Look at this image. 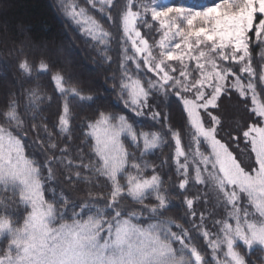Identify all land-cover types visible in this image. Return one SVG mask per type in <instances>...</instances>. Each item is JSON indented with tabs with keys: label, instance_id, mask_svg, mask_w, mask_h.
Returning <instances> with one entry per match:
<instances>
[{
	"label": "snow or ice",
	"instance_id": "6c2138e0",
	"mask_svg": "<svg viewBox=\"0 0 264 264\" xmlns=\"http://www.w3.org/2000/svg\"><path fill=\"white\" fill-rule=\"evenodd\" d=\"M85 3L113 20L107 9L114 0ZM61 7L76 23L88 25L86 34L105 46L101 54L111 61L107 54L110 33L102 24L76 0H61ZM149 13L151 21L158 22V43L155 39L149 43L154 30L147 19ZM121 25V59L113 87L126 109L137 117L147 116L158 127L138 132L126 114L98 111L80 137L78 162L70 158L67 141L57 155L51 132H47L48 151L41 145L44 155L38 160L26 154L36 144L26 142L25 137L29 126L35 127L26 117L39 108V85L27 90V103L20 98L23 92L11 95L0 106V240L5 245L0 249V264H192L186 251L195 264H209L192 243V232L204 238L214 257L226 246L230 260L223 264H248L238 242L249 250L254 245L264 247V103L257 100L251 53V47L258 45L264 65V0H214L199 9L127 0L119 17L118 27ZM141 27L149 33L142 34ZM234 65H239V73L247 74L246 84ZM19 69L25 77L34 71L51 75L63 101L58 122L52 126L59 129L58 135L70 138L69 97H93L66 81L49 58L42 56L33 64L25 57ZM260 80L264 82V71ZM233 89L244 99L251 93L254 105L252 122L246 127L238 125L236 135L225 132L212 111L219 107L220 97ZM169 97L176 98L186 115L178 128L157 110ZM241 139L246 149L238 159L229 141ZM163 145L174 151L180 178L177 195L183 196L185 215L192 218L187 229L167 218L173 194L164 187L158 166L145 156ZM57 165L70 184L86 170V183L109 190L105 202H99L102 193L78 203L58 190ZM190 180L203 186L195 197L185 191H190ZM129 198L139 207L129 206ZM210 198L215 203L208 206ZM243 198L254 205L258 220L250 218L246 207L241 209ZM196 201H202L200 207L206 211H197ZM18 207L24 208V215L22 221L14 222ZM173 226L180 230L173 231ZM177 243L179 248L174 247Z\"/></svg>",
	"mask_w": 264,
	"mask_h": 264
},
{
	"label": "trees",
	"instance_id": "16d2710c",
	"mask_svg": "<svg viewBox=\"0 0 264 264\" xmlns=\"http://www.w3.org/2000/svg\"><path fill=\"white\" fill-rule=\"evenodd\" d=\"M76 2L86 9L87 14L100 22L105 31L110 33L108 39L111 50L107 54L111 56V61H106L105 56L101 54V49L105 46L86 34L85 29L88 25L78 24L68 16L61 7V0H0V106H3L11 95L20 96L22 92L25 95L20 98L27 103V90L39 85L41 94L39 108L34 114L26 117L32 121L35 127L29 126L28 134L25 137L26 142H35L36 144L35 149H26V154L35 155L38 160H42L44 155L40 151L41 145L45 152L48 151L47 132H51V141L58 145L57 155L60 154V148L64 147L67 141L70 158L78 162L76 161V149L81 144L80 137L86 124L96 117L98 111L126 114L129 122L138 132L141 130L150 131L158 127L147 116L137 117L126 109L123 99L118 95V89L113 87V80L117 78L119 67L117 61L121 59L118 54L120 52L118 39L123 36L122 25L118 27L119 17L122 15V9L127 0H114L113 6L107 9L113 17L112 21H109L107 16L99 11L92 9L85 3V0H76ZM147 19L152 23L154 29L148 36L149 43L152 44L153 39L158 43L160 33L155 31L158 29V22L151 21L150 14ZM141 31L142 34L149 33V29L144 27H141ZM42 56L49 58L57 70H62L65 80L70 81V84L77 87L83 95L93 97L92 100H80L76 96L69 97L72 111L70 138L64 134L58 135L59 129L52 126L58 122V114L62 112L63 101L51 75L48 72L37 73L34 71L31 77H25L19 69V62L25 57L33 64H38ZM252 59V67L257 73L255 80L257 95L260 102L264 103V82L260 80V73L264 71V65H262V54L258 45L252 47ZM237 74L245 80V83L248 82L247 74L244 75L238 71ZM229 80H232V77H229ZM65 86L67 87L69 84ZM218 104L219 107L212 111L219 116L225 132L236 135L239 130L238 125L246 127L254 118V114L251 112L254 107L251 96L244 99L234 89L231 90L230 95H222ZM21 110L23 111V107ZM157 110L161 111L162 115L167 114L168 122L173 127L178 128L185 123L186 115L175 97H169ZM225 138L227 139V137ZM229 144L239 159L240 152L246 149L243 140H237L235 143L229 141ZM237 144L239 147H236ZM129 150L131 151L132 148L130 147ZM145 156L149 162L158 166L156 170L164 179V187L173 194L172 202L166 212L167 218L176 221L186 229L190 228L192 218L185 215L187 208L183 202V196L177 195L180 190L176 185L180 178L175 171L173 149L168 145H163L161 149L149 150ZM163 161L167 162L163 167H159ZM192 167L190 165V177L194 175ZM147 174H150V171ZM87 175L85 170L81 178L74 177L76 182L70 184L64 179L61 166L57 165L59 183L56 187L58 190L62 189L65 195L73 197L78 203L97 197L98 193H102V197H98V199L100 203H104L109 195V190L86 183L83 177ZM188 187L190 191L185 190L188 192V196L195 197L203 186L196 185L190 180ZM89 192L92 193L91 197L88 195ZM2 195L7 196L8 194L3 193ZM45 195L48 197L50 194L46 192ZM128 203L129 206L139 207L133 205L130 198ZM201 203L202 201H196L194 208L197 211H206L204 207H200ZM207 203L208 206H211L215 201L210 198ZM24 211L23 207L16 209L13 213L14 222L22 221ZM172 230L178 232L180 229L173 226ZM191 235L194 237L196 245L193 242L194 239L192 243L205 255L209 264H223V261L229 259L226 246H223L222 250L214 257L201 235L196 232H192ZM4 246V241L0 240V249ZM174 247L179 248L180 246L177 243L174 244ZM237 247L240 253L245 256L248 264H264L262 248L255 247L249 250L240 243ZM186 254L192 259V264H195L191 254L187 251Z\"/></svg>",
	"mask_w": 264,
	"mask_h": 264
},
{
	"label": "rangeland",
	"instance_id": "374dc122",
	"mask_svg": "<svg viewBox=\"0 0 264 264\" xmlns=\"http://www.w3.org/2000/svg\"><path fill=\"white\" fill-rule=\"evenodd\" d=\"M213 2H214V0H144V3H148V4H150V6L167 7L169 5H174V6L184 5L187 8H194V9L203 8L204 6H206L208 4H211ZM171 15H174V14H170V16ZM252 47H251V53H252ZM173 63H175V62H173ZM238 68H239V65H234L233 66V70L234 71H238L237 70ZM242 74H244V73H242ZM148 75H151V74L149 73ZM133 78H136L135 75L133 76ZM233 79L234 78L232 77V80ZM256 79H257V77H255V80ZM244 83H245V80H244ZM249 96H251V93H249ZM257 100L260 102L258 95H257ZM209 194L211 195V192H209ZM243 199H244V202L241 205V209L243 210L245 208V206H247L248 208L247 207L246 208L248 209L249 213L251 214L250 218L254 219V220H258L259 219V214L256 212L254 205L250 204L247 201L246 198H243ZM230 222H232L233 224L235 223L234 220L230 221ZM194 241H195V239L193 240V242ZM194 243L196 245V242H194ZM238 243H240V242H238ZM240 244L243 245L242 243H240ZM255 247H260V248H262L264 250V247H261L259 245H254L253 248H255ZM193 260H194V257H193ZM228 260H230V258Z\"/></svg>",
	"mask_w": 264,
	"mask_h": 264
}]
</instances>
